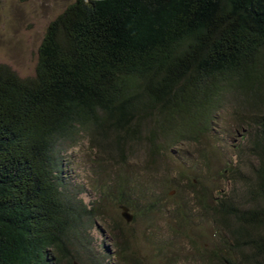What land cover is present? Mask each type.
Returning a JSON list of instances; mask_svg holds the SVG:
<instances>
[{"label":"trees","instance_id":"trees-1","mask_svg":"<svg viewBox=\"0 0 264 264\" xmlns=\"http://www.w3.org/2000/svg\"><path fill=\"white\" fill-rule=\"evenodd\" d=\"M224 108L248 125V144L238 152L252 177L233 174L227 159L233 169L219 173L241 183V205L190 185L236 258L202 252L197 237L192 243L209 264H264V0L68 4L45 28L33 75L22 77L0 62V264H88L84 255L94 264L86 223L109 218L111 202L122 220L126 207L133 222L148 226L156 214H168L158 184L132 169L116 170L111 183L97 186L99 198L84 203L61 175L69 148L87 139L121 164L144 140L145 169L164 157L183 162L182 149L167 150L206 133L214 137L211 123ZM184 206L176 210L190 224ZM110 219L119 262L148 264L133 247L134 231Z\"/></svg>","mask_w":264,"mask_h":264},{"label":"rangeland","instance_id":"rangeland-1","mask_svg":"<svg viewBox=\"0 0 264 264\" xmlns=\"http://www.w3.org/2000/svg\"><path fill=\"white\" fill-rule=\"evenodd\" d=\"M73 1L0 0V62L10 65L22 77L33 75L37 49L47 24ZM211 124L209 131L214 137L206 133L198 142H186L167 150L168 154L169 151L177 154L182 149L185 156L183 162L172 159L167 161V157H164L157 166L150 169H145L148 157L144 140L133 145L129 163L119 164L121 161L110 158L108 154H99L90 147L87 139L67 150L61 175L66 183H70L79 192L78 197L84 203L89 204L99 198L101 188L97 186L111 183L116 170L122 172L132 169L144 181L158 184L157 190L161 193V202L166 208L164 211L167 210L168 213L156 214L148 226L147 222L141 220H122L121 210L111 202L107 207L109 218H92L91 222L86 223L88 247L91 249L88 254L94 264L98 260L97 264H121L117 257L116 234L111 228L112 217L121 223L125 231H134L137 240L133 247L148 264H159L166 256H176L171 264H209L208 260L198 256L197 245L192 243L195 237L199 239L198 249L202 252L215 249L226 257L236 258L231 246L226 247L225 237L222 236L224 230L219 229V223L215 224L212 213L198 205L190 182L195 183L196 189L205 186L209 191L212 190L214 196H232L235 204L241 205L244 192L241 183L227 178L220 179L219 173L225 167L227 170L233 169L225 165L227 159L231 165L234 164L233 174L239 171L247 179L252 177L248 170V158L238 152L240 147L248 144V134L244 131L248 129V125L243 128L232 109L225 108ZM215 138L219 140L218 144L214 142ZM202 153L209 154L212 161L210 165L205 164L206 159L202 158ZM249 159L255 162L254 158ZM183 201L184 209H191L190 224L180 219L176 210V205ZM188 226L192 231L189 235L185 233ZM82 257V262L93 264L88 256ZM62 264L66 262L63 261Z\"/></svg>","mask_w":264,"mask_h":264},{"label":"water","instance_id":"water-1","mask_svg":"<svg viewBox=\"0 0 264 264\" xmlns=\"http://www.w3.org/2000/svg\"><path fill=\"white\" fill-rule=\"evenodd\" d=\"M123 216L125 217V219L127 221H131L132 220V215L128 212V209L126 207L123 208ZM73 264H80L79 262L77 261H74Z\"/></svg>","mask_w":264,"mask_h":264}]
</instances>
